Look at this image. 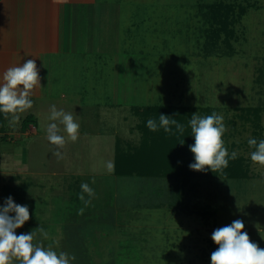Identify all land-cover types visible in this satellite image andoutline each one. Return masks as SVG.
<instances>
[{
    "label": "rangeland",
    "instance_id": "rangeland-1",
    "mask_svg": "<svg viewBox=\"0 0 264 264\" xmlns=\"http://www.w3.org/2000/svg\"><path fill=\"white\" fill-rule=\"evenodd\" d=\"M97 6L107 24L91 36L86 24L85 35L92 37L86 48L97 35V52L55 58L43 82L47 96L32 99L15 128L5 120L13 137L6 147L19 154L17 182L30 172L35 184L26 196L19 195L20 183L7 188L6 199L31 207L16 234L43 227L48 238L37 233L38 239L75 255L71 264H211L212 232L240 219L242 231L264 249V166L251 161L255 149L248 145L264 139V0H99ZM53 104L79 124L75 142L60 125L62 159L46 133ZM154 104L184 107L185 122L196 112L221 115L224 146L238 153L245 175L109 172L116 142L119 151L138 146L135 107ZM82 183L95 191L83 193L87 206L79 199Z\"/></svg>",
    "mask_w": 264,
    "mask_h": 264
},
{
    "label": "clouds",
    "instance_id": "clouds-1",
    "mask_svg": "<svg viewBox=\"0 0 264 264\" xmlns=\"http://www.w3.org/2000/svg\"><path fill=\"white\" fill-rule=\"evenodd\" d=\"M3 81L4 83L0 84V113L4 114L9 127L15 128L20 121V114L32 109L33 90L40 86L35 61L29 59L23 64L8 68L3 74ZM49 111V120L52 122L46 128L47 139L57 146L53 155L62 159L60 149L64 147L66 140L60 134V125H63L68 138L75 142L78 139L79 124L75 122L72 112L58 110L55 104L50 106ZM188 124L194 138V144L190 145L189 149L195 162L189 165L190 169L223 172L228 168L230 160L237 159L238 153H229L224 146L222 136L227 127L221 115L213 112L211 115L200 116L196 112L191 115ZM146 126L152 132L162 128L165 133L173 134V126L181 135L185 131L183 124L165 114L159 115L158 122L156 119H148ZM180 144L183 145L184 141ZM248 145L255 149L250 153L251 161L264 166V139L259 142L255 138L249 139ZM107 169L109 172L114 170L111 161L107 163ZM81 189L79 199L87 206L90 200H85L83 193L93 197L95 191L88 183H82ZM83 211L84 209H80L81 214ZM29 218L27 205L15 203L11 196L5 200L4 206H0V264H71L76 259L75 255L55 251L52 245L45 247L37 238V233L44 239L48 238V233L41 226L30 233L17 235L16 230ZM244 228V222L236 219L212 232L211 239L217 248L211 253V264H264V249L250 240L248 233L242 231Z\"/></svg>",
    "mask_w": 264,
    "mask_h": 264
},
{
    "label": "crops",
    "instance_id": "crops-1",
    "mask_svg": "<svg viewBox=\"0 0 264 264\" xmlns=\"http://www.w3.org/2000/svg\"><path fill=\"white\" fill-rule=\"evenodd\" d=\"M98 1L0 0V84L4 83L3 74L8 68L32 59L38 68L40 86L33 90L31 99L46 97L44 90L47 87L44 88L43 83L46 80L45 73H48V65L55 58H62L65 53L71 51L79 56L83 51L85 52V49L92 53L97 50L94 43L97 35L94 34L93 43L90 45V42L87 48L86 43L90 37L85 35L86 24L90 36L93 35L95 27L101 29L103 24H107L103 20L104 13L98 9ZM26 126H29L27 127L29 132H34L32 124ZM9 130L5 124L4 114L0 113V206H4L9 195L7 188L18 183L20 179L18 174L21 173L16 171L20 167L17 158L19 154L15 152L16 149L6 147L13 140L12 131ZM13 133L17 134V132ZM10 152L13 156L10 166L7 167L5 161L7 153ZM30 174L32 173L25 172L24 181L19 182L24 190L19 195L26 196L25 193L28 194L29 189L35 185L29 179ZM2 199L3 203H1ZM27 207L31 209L29 203Z\"/></svg>",
    "mask_w": 264,
    "mask_h": 264
},
{
    "label": "trees",
    "instance_id": "trees-1",
    "mask_svg": "<svg viewBox=\"0 0 264 264\" xmlns=\"http://www.w3.org/2000/svg\"><path fill=\"white\" fill-rule=\"evenodd\" d=\"M246 112L257 113L258 108L247 107ZM134 112L140 115V121L137 128L140 133V139L137 147L118 150L116 142L113 164L114 173L118 176H157L164 173H186L203 174L209 170L201 172L189 168L194 163V156L189 146L194 144V138L191 136V129L188 122H185L187 111L184 107H175L171 105H149L147 107H135ZM160 114L174 117L179 123L185 126L183 135L176 132L173 126V134L165 133L163 129L156 132L150 131L146 122L148 119H156ZM31 116L25 117L23 122L30 121ZM184 141V144L180 143ZM228 177L237 178L245 175L243 164L240 158L230 160L228 168L223 171Z\"/></svg>",
    "mask_w": 264,
    "mask_h": 264
}]
</instances>
